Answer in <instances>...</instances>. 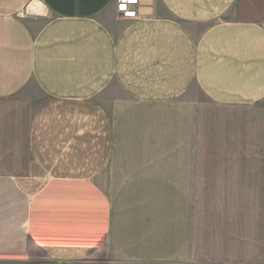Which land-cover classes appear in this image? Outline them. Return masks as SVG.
Wrapping results in <instances>:
<instances>
[{
	"label": "crops",
	"instance_id": "0c3cea01",
	"mask_svg": "<svg viewBox=\"0 0 264 264\" xmlns=\"http://www.w3.org/2000/svg\"><path fill=\"white\" fill-rule=\"evenodd\" d=\"M32 1L0 0V264H264V0Z\"/></svg>",
	"mask_w": 264,
	"mask_h": 264
},
{
	"label": "water",
	"instance_id": "95a60500",
	"mask_svg": "<svg viewBox=\"0 0 264 264\" xmlns=\"http://www.w3.org/2000/svg\"><path fill=\"white\" fill-rule=\"evenodd\" d=\"M28 17L44 18L47 16V8L38 0L32 1L25 10Z\"/></svg>",
	"mask_w": 264,
	"mask_h": 264
},
{
	"label": "built area",
	"instance_id": "2783aa9c",
	"mask_svg": "<svg viewBox=\"0 0 264 264\" xmlns=\"http://www.w3.org/2000/svg\"><path fill=\"white\" fill-rule=\"evenodd\" d=\"M140 0H117L116 9L120 16H128L131 14L132 9L137 7Z\"/></svg>",
	"mask_w": 264,
	"mask_h": 264
},
{
	"label": "trees",
	"instance_id": "16d2710c",
	"mask_svg": "<svg viewBox=\"0 0 264 264\" xmlns=\"http://www.w3.org/2000/svg\"><path fill=\"white\" fill-rule=\"evenodd\" d=\"M95 254H92V256L94 257Z\"/></svg>",
	"mask_w": 264,
	"mask_h": 264
}]
</instances>
